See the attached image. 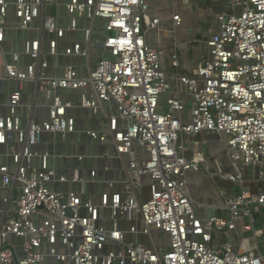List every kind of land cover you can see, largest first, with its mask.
I'll return each mask as SVG.
<instances>
[{"label":"built area","instance_id":"2783aa9c","mask_svg":"<svg viewBox=\"0 0 264 264\" xmlns=\"http://www.w3.org/2000/svg\"><path fill=\"white\" fill-rule=\"evenodd\" d=\"M149 1L0 0V85L7 96L0 116V207H5L0 264H264L257 245L247 254L235 253L230 244L213 245L214 233L236 229L244 206L264 207V192L245 190L227 199L229 219L201 218L188 174L200 171L204 154L196 144L188 159L183 141L202 133L225 135L236 174L223 178L243 185L241 170L254 167L264 181V0H246L239 14L218 15L219 31L207 42L209 57L192 75L178 78L185 93L168 99L166 114L160 104L170 91L167 53L146 41L145 22L148 29L160 24L149 14ZM173 20L176 26L182 23L179 15ZM12 32L35 37L25 39L22 49H15L14 41L7 49ZM78 32L83 40L61 52L67 34ZM96 36L100 42L93 44ZM99 46L103 56L93 55ZM59 56L98 60L88 76L74 64L48 75L49 57ZM173 66L178 67L176 55ZM14 82L20 90L11 89ZM61 91L77 93V103L64 100ZM25 93L51 102L46 120L34 121L35 102L24 120ZM76 109L104 113L107 128L87 134L112 143L113 157L144 152L128 165L123 190L109 182L114 191L99 203L82 197L97 170L89 181L80 169L72 177L59 174L50 165L53 154L37 149L44 134L77 133L71 113ZM68 158L82 162L86 156ZM57 183L77 184L81 192L63 193ZM155 235L167 243L162 253Z\"/></svg>","mask_w":264,"mask_h":264},{"label":"crops","instance_id":"0c3cea01","mask_svg":"<svg viewBox=\"0 0 264 264\" xmlns=\"http://www.w3.org/2000/svg\"><path fill=\"white\" fill-rule=\"evenodd\" d=\"M246 0H150L151 17L160 19V24L155 29H148V22H145L146 41L154 48H162L166 51L165 70L170 83V91L161 98V111L167 107V101L174 94L185 93L181 87L178 78L180 76L192 75L196 66L209 57V48L207 45L210 37L219 31L217 17L219 14H239L241 4ZM61 14L65 16V10L60 9ZM179 15L182 19L180 26H176L173 17ZM63 25H66L63 23ZM84 26V25H83ZM35 37L34 33L12 32L9 35V41L6 48L12 46L14 41L15 49H22V43L25 39ZM83 34L68 33L65 41L61 44L60 51L70 46L75 41H82ZM99 39L95 38L93 44H98ZM93 55H102L103 50L99 47H93ZM177 56L178 67L173 66V56ZM97 56L90 59H74L65 56L49 57L50 68L48 75L54 76L62 73V69L69 64L77 65L82 76H88L97 63ZM21 85L18 82L11 84L12 90H20ZM3 86L0 85V116L6 113L5 104L7 96L3 92ZM64 100H70L77 103L78 95L73 92H60ZM35 102L33 119L36 122H42L48 118L50 101L43 95H38L34 100L32 94L25 93L21 113L24 120L30 115L29 105ZM108 111H112L107 107ZM190 105H187V109ZM113 111L114 105H112ZM76 118L77 133L67 137L54 134H44L42 143L38 146V151L44 153L50 151L53 156L50 159V165L56 168L58 173H65L72 177L74 169H80L81 176L88 180L91 179V171L97 170V179L91 180L84 186V200L91 199L94 203H99L104 193L116 189L123 190V181L127 178L128 165L133 160H140L144 157V152L139 151L137 156H124L118 158L114 156L115 147L112 143H100L93 141L87 134L89 131H100L107 128L108 121L104 113L96 115L91 110L76 109L71 112ZM184 137V136H183ZM187 151L185 153L188 159L193 158L195 145L204 154V161L199 172H190L188 182L190 195L197 207L198 215L207 219L212 216L229 219L231 212L226 206L229 198H237L245 190L251 192L263 193L264 181L258 178V168L250 167L241 170L244 179L243 185L234 184L223 178L225 173L236 174L234 164L229 158L227 151V138L225 135H215L211 133H202L194 137H185ZM1 151V150H0ZM86 156L85 160L79 162L76 159L68 157L74 155ZM108 157V158H106ZM35 168L40 167V160L36 159ZM108 168V170H106ZM109 182H116L117 188L110 189ZM56 189L69 193L72 191L81 192V187L74 183H57ZM248 207V208H244ZM236 221V229L213 234V245L221 248L230 244L235 253L247 254L257 245L260 252H264V234L259 236L257 232L264 231V207L254 204L244 206ZM5 207H0L3 211ZM260 219L256 221V217ZM148 242V240H146ZM145 241V242H146Z\"/></svg>","mask_w":264,"mask_h":264},{"label":"rangeland","instance_id":"374dc122","mask_svg":"<svg viewBox=\"0 0 264 264\" xmlns=\"http://www.w3.org/2000/svg\"><path fill=\"white\" fill-rule=\"evenodd\" d=\"M169 111V107L167 106V107H164L163 108V110L161 111L163 114H166L167 112ZM181 137H182V135H181ZM186 136H184L183 137V141L185 140V143L187 142L186 141V138H185ZM186 145V144H185ZM146 201V191H145V193H144V198H143V202H145ZM144 241H146V239L144 238L143 239ZM155 240H156V243H158L161 247L159 248V251L162 253L164 250V248L165 247H163V246H166L167 245V243H166V241L164 240V237H162V236H159V235H155Z\"/></svg>","mask_w":264,"mask_h":264},{"label":"water","instance_id":"95a60500","mask_svg":"<svg viewBox=\"0 0 264 264\" xmlns=\"http://www.w3.org/2000/svg\"><path fill=\"white\" fill-rule=\"evenodd\" d=\"M263 218H264V217H263ZM255 219H256V221L259 220V219H260V215H259L258 217H256ZM223 232H225V231H223Z\"/></svg>","mask_w":264,"mask_h":264}]
</instances>
